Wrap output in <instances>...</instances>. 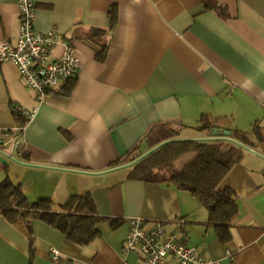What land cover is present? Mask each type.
<instances>
[{
    "label": "crops",
    "instance_id": "obj_1",
    "mask_svg": "<svg viewBox=\"0 0 264 264\" xmlns=\"http://www.w3.org/2000/svg\"><path fill=\"white\" fill-rule=\"evenodd\" d=\"M35 7V27L63 36L55 55L70 42L81 66L37 106L16 64L0 61V180L19 182L32 202L52 198L56 211L90 192L98 214L119 222L99 223L101 234L81 244L44 221L11 223L0 211V264H48L52 247L65 264H141L139 253L123 251L136 216L147 227L165 221L221 264H264V0H35ZM19 27L18 0H0V41L16 40ZM95 29L105 34L93 39ZM14 105L37 106L35 117L23 125ZM206 113L248 132L244 156L223 183L240 208L227 242L199 197L129 177L130 162H119L135 148L152 150L165 124L185 125L176 139L212 138L198 128ZM154 125L161 133L148 134Z\"/></svg>",
    "mask_w": 264,
    "mask_h": 264
},
{
    "label": "trees",
    "instance_id": "obj_2",
    "mask_svg": "<svg viewBox=\"0 0 264 264\" xmlns=\"http://www.w3.org/2000/svg\"><path fill=\"white\" fill-rule=\"evenodd\" d=\"M112 22L117 20V7L110 11ZM105 30L95 29L92 38H101ZM107 46L97 50V59H104ZM12 107L13 114L21 120L23 125L27 121L24 115ZM228 119L219 117L216 120L211 114H202L198 128L210 130L215 127L230 130L231 135L219 134L207 139H176L184 124L178 126L165 124V133L153 141L155 148L143 157L136 154V148L131 150L122 163H131L129 177L146 181H158L175 184L177 188L186 189L199 197L208 208L210 220L216 224L219 236L224 242L231 238L230 227L237 218L240 208L235 191L227 184H223L231 169L241 162L244 156V143L248 139V132L226 126ZM164 125V124H163ZM156 126V125H154ZM152 127V132L161 133V128ZM21 132L18 134L20 135ZM187 152H196V156L178 168L175 160ZM141 157V158H140ZM140 158V159H138ZM138 159V160H137ZM52 198L42 197L32 202L23 191L22 185L6 178L0 180V211L7 220L15 223L22 218L44 221L72 240L88 244L101 234L98 227L103 221L116 228L119 220L103 217L98 214L94 199L90 192L73 194L54 209Z\"/></svg>",
    "mask_w": 264,
    "mask_h": 264
},
{
    "label": "built area",
    "instance_id": "obj_3",
    "mask_svg": "<svg viewBox=\"0 0 264 264\" xmlns=\"http://www.w3.org/2000/svg\"><path fill=\"white\" fill-rule=\"evenodd\" d=\"M20 27L16 40L0 41V61H12L18 67L24 83L33 89L38 105L47 103L52 92L60 85L74 78L81 66L77 49L66 43L62 55H55L56 46L63 36L54 31H40L35 27V0H18ZM37 106L25 108L16 105L26 120L35 117ZM19 134L22 127L15 129ZM16 143L18 139H15ZM129 232L123 251L141 255V264H166L168 257H174L177 264H221L218 259L204 257L196 247L179 239L177 232H169L163 220H154L146 226L142 216L129 220ZM227 255L234 256L229 250ZM48 264H65V257L59 249L52 247ZM120 264H127L123 260Z\"/></svg>",
    "mask_w": 264,
    "mask_h": 264
},
{
    "label": "rangeland",
    "instance_id": "obj_4",
    "mask_svg": "<svg viewBox=\"0 0 264 264\" xmlns=\"http://www.w3.org/2000/svg\"><path fill=\"white\" fill-rule=\"evenodd\" d=\"M195 156H196V152L184 153L175 160V164L178 168H182L184 165L190 162ZM15 183H19V182H15Z\"/></svg>",
    "mask_w": 264,
    "mask_h": 264
},
{
    "label": "water",
    "instance_id": "obj_5",
    "mask_svg": "<svg viewBox=\"0 0 264 264\" xmlns=\"http://www.w3.org/2000/svg\"><path fill=\"white\" fill-rule=\"evenodd\" d=\"M212 132H213L214 136H215V135H218V134H221V133H222V134H225V135H231V134H232V132H231L230 130H221V131H220V129L217 128V127H215L214 130H213ZM160 145H162V143L159 144L158 146H156L155 148L159 147ZM155 148H153V149H155ZM153 149H152V150H153ZM152 150H150V151H152ZM150 151H149V152H150ZM149 152H147V153H149ZM147 153H146V154H147ZM146 154H143L141 157H143V156L146 155ZM141 157H140V158H141ZM140 158H138V159H140ZM138 159H137V160H138ZM1 161H2V162H5L6 160H5V158H1ZM134 162H136V160L133 161V162H131V163H129V164H127V165H131V164H133Z\"/></svg>",
    "mask_w": 264,
    "mask_h": 264
}]
</instances>
